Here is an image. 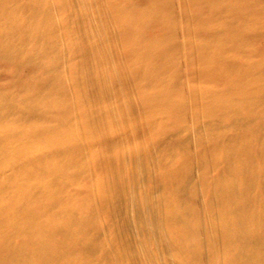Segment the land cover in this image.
Listing matches in <instances>:
<instances>
[{
  "label": "bare ground",
  "instance_id": "obj_1",
  "mask_svg": "<svg viewBox=\"0 0 264 264\" xmlns=\"http://www.w3.org/2000/svg\"><path fill=\"white\" fill-rule=\"evenodd\" d=\"M108 4L147 126L156 141L172 133L163 174L122 163L95 0H0L7 76L39 68L22 90L0 86V264H264V0ZM182 59L197 77L186 88Z\"/></svg>",
  "mask_w": 264,
  "mask_h": 264
},
{
  "label": "rangeland",
  "instance_id": "obj_2",
  "mask_svg": "<svg viewBox=\"0 0 264 264\" xmlns=\"http://www.w3.org/2000/svg\"><path fill=\"white\" fill-rule=\"evenodd\" d=\"M95 9L98 12V16L96 17L98 22L96 21L94 23L95 31L98 33V35L102 36L100 38L101 44L108 46V48L101 49L103 51H107V53L99 60L106 61L105 64L107 65V69L109 71L112 70V82L115 85V90H117V95L114 94L112 101H114L116 107L121 109V114L117 115L118 117H115V121H118V126L121 124L122 128L118 131V133L115 131L114 133L123 138V144L121 145V155H124V160L122 163L125 168H128L129 172L131 169L133 171L134 168L144 169L146 167L150 172H152V175L159 178L163 174V163L161 159L162 156L160 154L159 143L168 140L172 133L164 134L159 141H156V137L154 135L155 132L149 129V125L147 126L148 122L147 118L145 117L146 113L143 108L139 91L135 86V77L133 76L129 66V57H127L124 53L121 43L122 39L119 35V29L116 25L115 17L110 10L108 0H95ZM174 14L179 18L182 17L181 5L178 4L174 7ZM103 32L106 33V35H104ZM60 35H62L61 31ZM105 36L106 39L104 38ZM178 39L182 40L183 35L179 34ZM110 40L111 42L109 43ZM71 44L72 43H70L68 40H62L59 45V55L62 61V69L65 72L67 79V93L70 95L72 100H74L76 98V90L71 80H69V74L66 73L70 68V52L73 51V44ZM258 45H260L261 50L264 51V34L259 37ZM86 54H88L86 64H89L92 60H95V58L97 60V58L101 56V54L94 52ZM79 62L82 64V59H80ZM18 65L19 66H17L15 72L16 76L10 78L7 76V72L12 70L10 64L6 63L5 61L0 62L1 87H9L10 82H14V88L16 87L15 89L22 90L25 88L26 82H31V80H34V75L39 72V68L36 67L37 64L34 59L19 61ZM180 68L181 75L179 81L180 84L186 88L187 85H190V83L196 81L197 77L196 75L190 74V68L188 67L186 60L182 59L180 61ZM9 90L10 88H8V91ZM88 93L89 95H92L91 92ZM185 95H189V90L185 92ZM190 119L192 118H188L183 122L184 128L194 124V122ZM181 129L173 130V132H175L173 134L179 133ZM116 134L113 135L114 138L117 136ZM205 137H207L206 134ZM107 139L108 137L105 140ZM106 143L110 145L105 147L106 155L114 156V149H116L115 141L113 139L107 140ZM215 172L216 171H214L213 174H215ZM197 178H199V175ZM128 180L129 184L134 183V178L131 176L128 177ZM160 194L161 189L159 192L157 191L156 196L160 197ZM162 210L163 208L159 209V212L161 216L160 218L163 221ZM162 237L163 240L166 239L164 234H162ZM170 264H175V262L170 260Z\"/></svg>",
  "mask_w": 264,
  "mask_h": 264
}]
</instances>
